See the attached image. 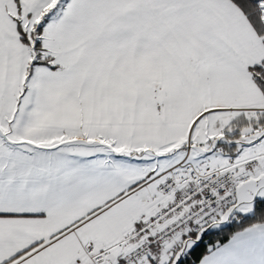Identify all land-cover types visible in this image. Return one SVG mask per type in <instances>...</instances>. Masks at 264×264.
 I'll use <instances>...</instances> for the list:
<instances>
[{"label":"snow or ice","instance_id":"6c2138e0","mask_svg":"<svg viewBox=\"0 0 264 264\" xmlns=\"http://www.w3.org/2000/svg\"><path fill=\"white\" fill-rule=\"evenodd\" d=\"M0 264H264V0H0Z\"/></svg>","mask_w":264,"mask_h":264}]
</instances>
